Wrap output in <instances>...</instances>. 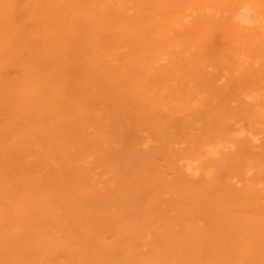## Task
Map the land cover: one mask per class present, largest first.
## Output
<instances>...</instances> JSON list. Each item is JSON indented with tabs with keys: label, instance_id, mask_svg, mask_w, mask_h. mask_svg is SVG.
Masks as SVG:
<instances>
[{
	"label": "bare ground",
	"instance_id": "6f19581e",
	"mask_svg": "<svg viewBox=\"0 0 264 264\" xmlns=\"http://www.w3.org/2000/svg\"><path fill=\"white\" fill-rule=\"evenodd\" d=\"M0 264H264V0H0Z\"/></svg>",
	"mask_w": 264,
	"mask_h": 264
}]
</instances>
